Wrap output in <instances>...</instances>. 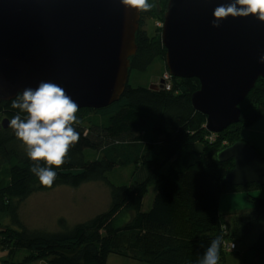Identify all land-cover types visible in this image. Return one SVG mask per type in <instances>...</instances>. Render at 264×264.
<instances>
[{"label": "trees", "instance_id": "1", "mask_svg": "<svg viewBox=\"0 0 264 264\" xmlns=\"http://www.w3.org/2000/svg\"><path fill=\"white\" fill-rule=\"evenodd\" d=\"M167 2L162 1V8ZM147 16L157 17L153 10L141 12L131 70L144 71L159 57L165 61L161 27L150 34ZM158 17L163 20V14ZM263 87L264 79L259 78L240 104V121L214 139L205 127L206 115L191 103V95L200 88L196 77L171 76L170 89L128 83L118 101L99 109H79L80 123L74 125L79 142L64 165L53 167L57 178L52 187L102 182L110 190V203L107 210L72 226L62 218L59 230L53 231L31 228L21 218V201L51 187L40 184L30 171L35 162L26 147L10 126H3L19 112L11 107L13 99L1 101L0 247L7 256L0 264L40 259L47 264H106L111 253L145 264H196L217 237L222 238L219 262L223 261L230 253L225 243L245 242L264 220V198L253 194L264 186L229 183L226 175L235 162L217 158V152L241 140V130L264 114ZM123 170L129 172L128 182L114 176ZM151 187L154 196L146 209ZM227 192H245L252 207L228 216L220 209L221 196ZM124 208L131 209L132 217L116 223L115 214ZM257 235L240 251L243 264H264V228Z\"/></svg>", "mask_w": 264, "mask_h": 264}, {"label": "water", "instance_id": "2", "mask_svg": "<svg viewBox=\"0 0 264 264\" xmlns=\"http://www.w3.org/2000/svg\"><path fill=\"white\" fill-rule=\"evenodd\" d=\"M228 2L169 0L161 30L170 75L200 81L191 103L212 133L240 121V104L264 79V22L228 17L212 26L214 9ZM140 19L141 11L121 0H0V102L41 81L62 86L79 109L118 101L137 54ZM217 158L235 162L229 183L264 186V157L246 141L226 146Z\"/></svg>", "mask_w": 264, "mask_h": 264}, {"label": "rangeland", "instance_id": "3", "mask_svg": "<svg viewBox=\"0 0 264 264\" xmlns=\"http://www.w3.org/2000/svg\"><path fill=\"white\" fill-rule=\"evenodd\" d=\"M163 0H152V3L156 5L153 9L155 16L146 17V29L150 34L157 33L158 23L160 18L158 15L163 14L166 10L162 4ZM168 4V2H167ZM166 61L161 57L155 59L146 70L137 71L132 69L130 71L128 83L133 86H150L151 84H157L160 81L162 73L166 70ZM161 78V79H162ZM86 112V111H83ZM81 116L80 113H77ZM257 125L260 129L253 128L252 125L245 127L241 130L240 138L246 141L249 145L253 146L264 157V114L258 119ZM253 141L249 142L247 138ZM25 146V145H23ZM172 158H169L170 162ZM128 171L123 170L116 172L114 176L122 181L129 180ZM112 177V175H110ZM253 194L257 197L264 198V188H259L253 191ZM154 196V188H149V192L145 197V207L148 208L152 198ZM230 196L229 199H226ZM110 203V190L102 182H87L78 187H71L68 185H56L51 188L39 189L33 192L26 199L21 201V218L23 222L31 228L47 229L50 231L59 230L61 226L60 220L63 218L68 222L69 226L76 223L87 220L96 214L108 209ZM251 203L248 201L247 194L245 192H227L221 196L220 209L227 213L229 216L232 212H243L251 208ZM145 209V208H144ZM133 212L131 209L124 208L118 211L115 215V222L122 223L129 220L132 217ZM264 228V220H260L257 227L253 230L251 235L246 241L238 240V247L234 252L227 253L225 259L219 264H242L241 253L245 249L247 244H252L255 241L257 233ZM258 229V230H257ZM7 252L0 247V263L1 259H5ZM22 254H20L21 257ZM17 257V256H16ZM23 257V256H22ZM17 261L22 258H16ZM3 261V260H2ZM28 264H47L45 259H40ZM106 264H145L134 261L127 256L111 253L107 259Z\"/></svg>", "mask_w": 264, "mask_h": 264}, {"label": "clouds", "instance_id": "4", "mask_svg": "<svg viewBox=\"0 0 264 264\" xmlns=\"http://www.w3.org/2000/svg\"><path fill=\"white\" fill-rule=\"evenodd\" d=\"M121 2L125 7L141 12H150L156 7L149 0ZM213 15L215 19L212 26L215 28H219L220 22L228 17L255 16L264 22V0H229L217 6ZM160 23L162 30L163 20ZM259 62L264 64V55ZM167 73L170 74L169 71ZM11 107L19 112L10 120L9 126L14 130L16 138L25 145L29 159L35 162L30 171L38 177L41 185L52 187L57 178L53 167L59 168L66 163L71 148L80 139V133L74 127L80 123L77 118L78 103L59 84L41 81L36 88L28 87L18 93ZM20 113L26 115L22 118ZM215 134L212 133L213 136ZM40 162L47 166H40ZM221 243L220 237L211 240L196 264H219Z\"/></svg>", "mask_w": 264, "mask_h": 264}, {"label": "built area", "instance_id": "5", "mask_svg": "<svg viewBox=\"0 0 264 264\" xmlns=\"http://www.w3.org/2000/svg\"><path fill=\"white\" fill-rule=\"evenodd\" d=\"M158 26H161V23H158ZM164 78H165L166 89H170L171 88V75L167 73V74H165ZM211 138L214 139V136L212 135ZM225 247H226L227 251H233L234 249H236V243L235 242H226Z\"/></svg>", "mask_w": 264, "mask_h": 264}, {"label": "crops", "instance_id": "6", "mask_svg": "<svg viewBox=\"0 0 264 264\" xmlns=\"http://www.w3.org/2000/svg\"><path fill=\"white\" fill-rule=\"evenodd\" d=\"M259 119H260V118H259ZM253 128L260 129V128L258 127V125H257V122H254V123H253V125H252V127H251V131H249L250 134H251ZM247 139H248L249 142L253 143V141L250 139V137L247 138ZM253 144H254V143H253ZM254 146L257 147L256 144H254ZM229 198H230V196H228L226 199H229ZM236 244H237V242H236ZM237 247H238V244H237ZM242 264H243V263H242Z\"/></svg>", "mask_w": 264, "mask_h": 264}]
</instances>
